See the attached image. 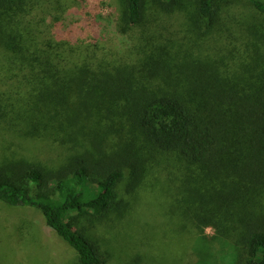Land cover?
I'll return each mask as SVG.
<instances>
[{
	"label": "trees",
	"instance_id": "1",
	"mask_svg": "<svg viewBox=\"0 0 264 264\" xmlns=\"http://www.w3.org/2000/svg\"><path fill=\"white\" fill-rule=\"evenodd\" d=\"M192 1L197 15L187 18L181 0H159L161 7L152 9L143 0H120L114 30L124 36L140 27L157 38L135 58L99 56L79 42L70 18H57L42 46L31 20L0 18V35L10 37L0 36L1 56L12 67V83L0 90V133L51 144L64 155L54 165L0 156V202L36 209L75 251L77 264L105 260L72 219L101 218L125 178L133 191L144 177L153 183L162 176L174 177L193 206L183 216L200 230L196 264H264V31L249 23L238 28L245 46L263 52L233 79L219 66L191 65L160 37L157 15L178 12L190 23L217 18L220 24L236 3ZM245 1L254 18H264L263 1ZM18 24L28 38L14 40ZM92 33L95 42L103 39ZM203 227L215 235L205 239ZM212 246L221 253L217 260L210 258Z\"/></svg>",
	"mask_w": 264,
	"mask_h": 264
},
{
	"label": "rangeland",
	"instance_id": "2",
	"mask_svg": "<svg viewBox=\"0 0 264 264\" xmlns=\"http://www.w3.org/2000/svg\"><path fill=\"white\" fill-rule=\"evenodd\" d=\"M25 1L0 0L5 5L0 4V13L4 14L0 18L31 20L32 35L38 46L43 45L44 38L49 39L57 18H70L79 42L90 44L99 56L135 58L157 39L144 36L141 33L144 28L140 27L124 32V36L114 30L113 18L122 10L120 0H33L32 5L23 6ZM158 2L143 0V8H160ZM181 2L188 10L187 18L196 17L195 2ZM16 7L19 16L9 17ZM254 14L245 0H236L235 11L225 14L220 24L217 18L209 23L206 20L190 23L178 12L169 15L163 11L157 18H160V37L166 39L169 46L179 49L185 62L219 66L233 79L234 74L242 72L243 65L253 62L252 58L259 59L263 52V49L255 50L248 42L245 46L242 35L238 34V28L247 23L264 31V18H254ZM18 26V30L13 28L14 40L15 37L16 40L28 38L30 32ZM92 30L103 39L95 42ZM8 35L0 36L8 40ZM2 53L0 49V90H6V85L12 83L9 79L12 67ZM12 135L0 133V156H24L48 165L64 158L60 149L51 144H26ZM143 180L139 188L132 191L129 179H123L117 187V202L101 218L84 216L72 221L97 242L105 264H196L200 258L197 243L200 230L187 226L183 216V212L193 206L185 204L184 197L174 187V177L162 176L153 183L145 177ZM203 235L210 239L215 235L214 228L203 227ZM212 250L214 254L210 258L219 259V249L212 246ZM0 264H77V255L46 226L36 209L10 207L0 202Z\"/></svg>",
	"mask_w": 264,
	"mask_h": 264
}]
</instances>
